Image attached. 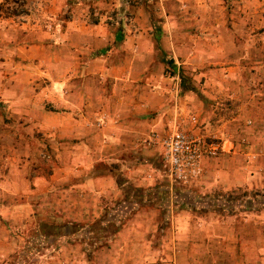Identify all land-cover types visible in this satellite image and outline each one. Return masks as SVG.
<instances>
[{
    "label": "rangeland",
    "instance_id": "1",
    "mask_svg": "<svg viewBox=\"0 0 264 264\" xmlns=\"http://www.w3.org/2000/svg\"><path fill=\"white\" fill-rule=\"evenodd\" d=\"M70 18L55 0H0V264H264V63L173 59L174 74L165 53L141 88L166 94L153 115L165 103L172 127L117 149L121 113L71 109L80 76L53 68ZM96 78L97 92L124 87ZM177 129L223 147L188 184L150 142Z\"/></svg>",
    "mask_w": 264,
    "mask_h": 264
},
{
    "label": "crops",
    "instance_id": "2",
    "mask_svg": "<svg viewBox=\"0 0 264 264\" xmlns=\"http://www.w3.org/2000/svg\"><path fill=\"white\" fill-rule=\"evenodd\" d=\"M55 4L72 18L53 30L54 50L69 54L64 60L55 57L53 68L60 71L59 81H68L64 71L70 70L82 83L70 108L87 113L99 106L109 112L117 108L122 118L112 143L117 149L135 147L151 130L172 127L173 110L165 111V103L153 115V98L163 101L166 94L141 88L142 82H150L146 73L161 69L165 53L181 63H264V0H55ZM111 16L119 23L110 25ZM106 49L112 56L96 55ZM96 76L116 79L124 87L113 93L94 91L89 85ZM153 78L157 84L159 79ZM149 114L152 118H145Z\"/></svg>",
    "mask_w": 264,
    "mask_h": 264
},
{
    "label": "built area",
    "instance_id": "3",
    "mask_svg": "<svg viewBox=\"0 0 264 264\" xmlns=\"http://www.w3.org/2000/svg\"><path fill=\"white\" fill-rule=\"evenodd\" d=\"M150 142L162 146L170 176L184 184L192 183L203 176L202 157L206 147L212 155H217L223 148L218 142L207 144L202 138L193 137L179 129L165 137L154 135Z\"/></svg>",
    "mask_w": 264,
    "mask_h": 264
},
{
    "label": "trees",
    "instance_id": "4",
    "mask_svg": "<svg viewBox=\"0 0 264 264\" xmlns=\"http://www.w3.org/2000/svg\"><path fill=\"white\" fill-rule=\"evenodd\" d=\"M169 63L172 64V66H173V72H174V74H176L177 66H176L174 60H170ZM182 78H183V81H182L183 86H185V87L188 88V85H186V81L184 80L185 76L183 75Z\"/></svg>",
    "mask_w": 264,
    "mask_h": 264
}]
</instances>
